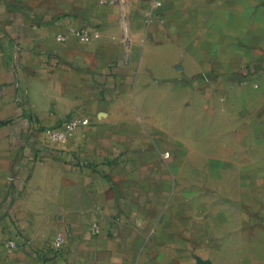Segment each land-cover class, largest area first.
Returning a JSON list of instances; mask_svg holds the SVG:
<instances>
[{
    "label": "crops",
    "instance_id": "crops-1",
    "mask_svg": "<svg viewBox=\"0 0 264 264\" xmlns=\"http://www.w3.org/2000/svg\"><path fill=\"white\" fill-rule=\"evenodd\" d=\"M249 96L264 0H0V264H264V220L254 241L246 204L217 213L198 182L211 147H263Z\"/></svg>",
    "mask_w": 264,
    "mask_h": 264
},
{
    "label": "rangeland",
    "instance_id": "rangeland-1",
    "mask_svg": "<svg viewBox=\"0 0 264 264\" xmlns=\"http://www.w3.org/2000/svg\"><path fill=\"white\" fill-rule=\"evenodd\" d=\"M250 98L251 96H249V101L246 104L247 108L258 111L260 108H264L255 99ZM258 111L253 112L248 118L255 120L258 116L256 114ZM215 135L216 133H211V143L214 140L223 139L222 133L220 136L215 137ZM250 135L249 139L252 140L262 141L264 139L261 138V135L264 137V133L259 130H255ZM262 144L263 147H258V149H246L248 155L242 157L237 163L230 162V160L214 162L215 157L226 159L223 158L225 152L223 149L211 147V153L216 152L217 154H211L210 158L201 157L199 158L201 162L197 164L203 171V173L200 172L198 179L200 185L211 187L217 193L216 196L208 197L211 210L217 213H226L229 218L232 217L234 219V217L239 216V204H246L249 232L254 236V241L258 240L259 237L255 232L252 233V229H254L252 227L255 226L253 221L260 218L264 220V141ZM240 173L241 176H239ZM185 182L190 184L192 181L189 179ZM200 199H202L201 196ZM208 199L204 198L203 200L205 202ZM231 235L233 237L239 236L238 233H232Z\"/></svg>",
    "mask_w": 264,
    "mask_h": 264
},
{
    "label": "built area",
    "instance_id": "built-area-1",
    "mask_svg": "<svg viewBox=\"0 0 264 264\" xmlns=\"http://www.w3.org/2000/svg\"><path fill=\"white\" fill-rule=\"evenodd\" d=\"M156 5H159V3H156ZM80 37L83 39H88L91 36L86 31H82L77 33ZM58 39H62V37H58ZM79 121L77 119H69L67 120L62 128L58 129H46L45 133L48 137V139L53 143H63L67 141L68 139L72 138L73 135L76 132L77 127L79 126ZM167 153L164 154V157H167ZM91 231L93 234H97L99 232V226L95 223L91 225ZM65 246V237L58 233L51 241L49 248L53 254H61L63 252V248ZM14 247V244L12 241H9L6 244V248L8 251L12 250Z\"/></svg>",
    "mask_w": 264,
    "mask_h": 264
}]
</instances>
